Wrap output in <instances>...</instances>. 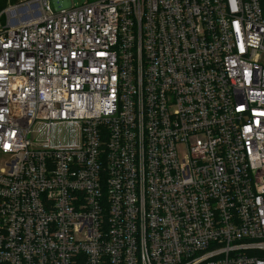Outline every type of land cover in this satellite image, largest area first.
Segmentation results:
<instances>
[{"label": "built area", "instance_id": "built-area-1", "mask_svg": "<svg viewBox=\"0 0 264 264\" xmlns=\"http://www.w3.org/2000/svg\"><path fill=\"white\" fill-rule=\"evenodd\" d=\"M49 1L0 27V264H264V0Z\"/></svg>", "mask_w": 264, "mask_h": 264}, {"label": "rangeland", "instance_id": "rangeland-1", "mask_svg": "<svg viewBox=\"0 0 264 264\" xmlns=\"http://www.w3.org/2000/svg\"><path fill=\"white\" fill-rule=\"evenodd\" d=\"M26 1L27 0H20L17 3H11L10 0H0V4L3 2L0 7V27L15 25L25 20L30 10L32 12L36 10L34 5H28L25 3ZM84 1L85 0H58V2H55L54 0H50L49 4L52 9H56L60 6L69 4L80 5ZM60 2L61 4H59Z\"/></svg>", "mask_w": 264, "mask_h": 264}, {"label": "trees", "instance_id": "trees-1", "mask_svg": "<svg viewBox=\"0 0 264 264\" xmlns=\"http://www.w3.org/2000/svg\"><path fill=\"white\" fill-rule=\"evenodd\" d=\"M19 1H20V0H10L11 3H17V2H19ZM3 2H4V1H3ZM3 2H1L0 7L2 6Z\"/></svg>", "mask_w": 264, "mask_h": 264}]
</instances>
